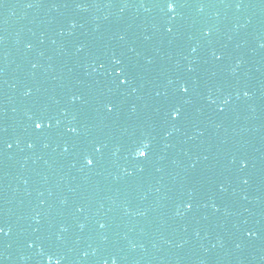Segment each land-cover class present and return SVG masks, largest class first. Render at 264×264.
Wrapping results in <instances>:
<instances>
[{"label":"water","instance_id":"1","mask_svg":"<svg viewBox=\"0 0 264 264\" xmlns=\"http://www.w3.org/2000/svg\"><path fill=\"white\" fill-rule=\"evenodd\" d=\"M0 264H264V0H0Z\"/></svg>","mask_w":264,"mask_h":264},{"label":"snow or ice","instance_id":"2","mask_svg":"<svg viewBox=\"0 0 264 264\" xmlns=\"http://www.w3.org/2000/svg\"><path fill=\"white\" fill-rule=\"evenodd\" d=\"M170 3H171V0H170ZM124 82H125V80L121 79V83H124ZM109 111H110V109H109ZM35 128H37V129L41 128V124L40 123H36L35 124ZM144 155H147V153H144ZM89 163H91V161H89Z\"/></svg>","mask_w":264,"mask_h":264}]
</instances>
